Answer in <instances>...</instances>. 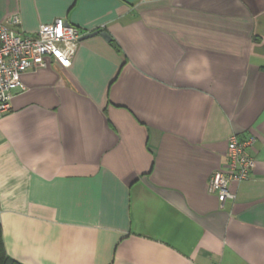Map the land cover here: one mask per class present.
I'll return each instance as SVG.
<instances>
[{
    "label": "crops",
    "instance_id": "0c3cea01",
    "mask_svg": "<svg viewBox=\"0 0 264 264\" xmlns=\"http://www.w3.org/2000/svg\"><path fill=\"white\" fill-rule=\"evenodd\" d=\"M80 32L0 119V227L21 264H264V0H0ZM106 32L113 47L99 35ZM100 31V32H101ZM256 165L223 207L227 140Z\"/></svg>",
    "mask_w": 264,
    "mask_h": 264
},
{
    "label": "built area",
    "instance_id": "2783aa9c",
    "mask_svg": "<svg viewBox=\"0 0 264 264\" xmlns=\"http://www.w3.org/2000/svg\"><path fill=\"white\" fill-rule=\"evenodd\" d=\"M20 24L17 15L0 22V119L11 110L15 92L25 89L22 77L26 71L45 67L50 61L68 68L78 49L79 30L62 18L40 24L32 36L18 30ZM254 141L253 137L239 140L236 134L228 137L227 162L207 184V191L216 195L220 207L226 200L235 199L229 185L248 180L254 170L255 159L245 154Z\"/></svg>",
    "mask_w": 264,
    "mask_h": 264
},
{
    "label": "trees",
    "instance_id": "16d2710c",
    "mask_svg": "<svg viewBox=\"0 0 264 264\" xmlns=\"http://www.w3.org/2000/svg\"><path fill=\"white\" fill-rule=\"evenodd\" d=\"M97 31H101V30H97ZM111 41L112 40H110L111 45L113 47H116V45H114ZM0 264H21L15 260L11 259L10 257H8L7 254L5 253L4 245H3V241H2L1 227H0Z\"/></svg>",
    "mask_w": 264,
    "mask_h": 264
},
{
    "label": "water",
    "instance_id": "95a60500",
    "mask_svg": "<svg viewBox=\"0 0 264 264\" xmlns=\"http://www.w3.org/2000/svg\"><path fill=\"white\" fill-rule=\"evenodd\" d=\"M65 23L67 25H69V23L67 21H65ZM96 35H99L101 38H103L107 42L110 41L109 35L106 32H103V31H101V32L100 31L89 32V33L85 34L84 36H82L81 39H86V38L93 37V36H96Z\"/></svg>",
    "mask_w": 264,
    "mask_h": 264
}]
</instances>
